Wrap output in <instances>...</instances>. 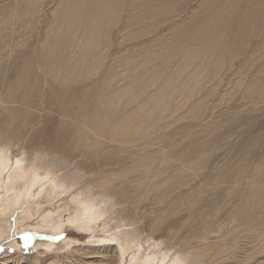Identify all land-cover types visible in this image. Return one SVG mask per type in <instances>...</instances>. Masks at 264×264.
I'll use <instances>...</instances> for the list:
<instances>
[{
  "label": "rangeland",
  "instance_id": "1",
  "mask_svg": "<svg viewBox=\"0 0 264 264\" xmlns=\"http://www.w3.org/2000/svg\"><path fill=\"white\" fill-rule=\"evenodd\" d=\"M78 1L0 0V219L8 221L0 227V264H190L197 253L198 261L214 256L206 264H264V0H125L114 25L101 21L98 48L87 62L94 13L92 0H84L82 13L72 18ZM132 13H142L140 22H133ZM117 92L121 97L115 98ZM140 101L154 108L135 119L137 132L116 135L115 123ZM91 116L95 124L86 129Z\"/></svg>",
  "mask_w": 264,
  "mask_h": 264
},
{
  "label": "bare ground",
  "instance_id": "2",
  "mask_svg": "<svg viewBox=\"0 0 264 264\" xmlns=\"http://www.w3.org/2000/svg\"><path fill=\"white\" fill-rule=\"evenodd\" d=\"M83 1H84V0H79V1H78L79 5L76 4V6H75V5L73 6V8H75V9H74L73 11L71 10L72 18H73L74 15L76 16V18H78V16H79L78 14H81V13H82V9L84 8V6H83ZM35 2H36V1H35ZM62 2H63V1H62ZM86 2H87V0H86ZM92 2H94V4H92ZM124 2H125V0H92V1H91V5H92V6H91V10H92V12L94 13V15H93L94 22H93V27H92V29H90L89 32L86 34V35L89 34V35H88L89 38H88L87 36L83 35V36H85V38H86V37L88 38V42H89L88 45L85 47V49L83 48V49L85 50V51H84V57H83L84 61H86L87 58H89V56H93V55H92V53H93V49H95V48L98 46V45H97L98 42L95 43V41H97L98 39H100L99 36L101 35V31H102V29H101V26H102V25L100 24L101 21L104 22V25H103V26H105L106 24L109 26V25H111L114 21L116 22V20H118V19L120 18L119 16H120V13H121L122 10H123ZM144 2H146V1H145V0H141V3H142V4H144ZM132 3H133V2H132ZM146 3H147V2H146ZM250 3H251V2H250ZM138 5H139V4H138ZM147 6H148V5H147ZM29 7H30V6H29ZM71 7H72V6H71ZM88 7H89V6H88ZM30 8H31V7H30ZM34 8H35V7H34ZM73 8H72V9H73ZM147 8H148V7H147ZM88 9H89V8H88ZM146 10H147V9H146ZM152 10H153V9H152ZM88 11H89V10H88ZM59 12H60V11H59ZM89 12H90V11H89ZM89 12H87V14H89ZM151 12H152V11H151ZM151 12H150V13H151ZM57 13H58V12H57ZM146 13H147V12H146ZM146 13H145V14H146ZM153 13H154V12H153ZM87 14H86V15H87ZM132 14H133V15H132V20H133V22H134V21H138V22H140L139 20H141L142 17H143L142 13H139V14H138V13H132ZM147 14H148V13H147ZM151 14H152V13H151ZM77 15H78V16H77ZM84 15H85V14H84ZM90 15H91V13H90ZM64 16H65V15H64ZM59 17H60V16H59ZM147 17H150V15L147 16ZM76 18H75V19H76ZM150 18H151V17H150ZM91 19H92V18H91ZM145 19H146V18H145ZM126 20H127V19H126ZM151 20H152V18H151ZM76 21H77V20H76ZM76 21H75V22H76ZM78 21H81V20H78ZM85 21H86V19H85ZM152 21H153V20H152ZM221 21H222V20H221ZM61 22H62V21H61ZM75 22H74V23H75ZM87 22H88V21H87ZM91 22H92V20H91ZM105 23H106V24H105ZM152 23H153V22H152ZM89 24H90V22H89ZM135 24H137V23H135ZM98 25H99V30H98V29H95V26H98ZM112 25H114V23H113ZM112 25H111V26H112ZM152 25H153V24H152ZM80 26H81V25H80ZM105 27H106V26H105ZM105 27H104V28H105ZM74 29H75V28H74ZM108 30H109V28H108ZM79 31L81 32V29H80ZM83 31H86V30H83ZM87 31H88V30H87ZM76 32H77V31H76ZM80 32H79V33H80ZM221 32H222V31H221ZM83 33H84V32H83ZM105 33H106V31H105ZM107 33H108V32H107ZM107 33H106V34H107ZM106 34H105V36L108 35V34H107V35H106ZM81 35H82V34H81ZM82 38H83V37H82ZM222 38H223V36H222ZM108 39H109V38H108ZM81 40H82V39H81ZM99 41H100V40H99ZM86 42H87V41H86ZM214 43H216V42H214ZM76 44H77V43H76ZM83 46H84V45H83ZM100 46H101V45H100ZM97 48H98V47H97ZM62 49H63V48H62ZM101 49H102V48H101ZM98 50H99V49H98ZM102 50H103V49H102ZM57 51H58V50H57ZM59 51H60V50H59ZM78 51H79V50H78ZM95 51H96V50H95ZM138 51H139V50H138ZM63 52H64V51H63ZM100 52H102V51L100 50ZM193 52H194V51H193ZM195 52H196V51H195ZM54 53H55V52H54ZM95 53H96V52H95ZM198 53H199V52H198ZM58 54H59V53H58ZM81 54H82V52H81ZM194 54H195V53H194ZM96 55H97V54H95V56H96ZM136 55H137V54H136ZM138 56H139V55H138ZM65 57H66V56H65ZM74 57H75V55H74ZM72 58H73V57H72ZM72 58H71V59H72ZM75 58H76V60H77L78 57H75ZM95 58H97V57H95ZM48 59H49V58H48ZM64 59H66V58H64ZM90 59H92V58H90ZM132 59H133V58H132ZM57 60H58V58H57ZM61 60H62V59H61ZM79 60L82 61L81 59H79ZM209 60H210V59H209ZM42 61H43V60H42ZM48 61H49V60H48ZM72 61H73V60H72ZM74 61H75V60H74ZM80 61H79V62H80ZM84 61H83V63H80V65H81V64L84 65V64L87 62V61H86V62H84ZM97 61H98V60H97ZM50 62H51V61H50ZM52 62H53V61H52ZM92 62H95L94 59H93ZM220 62H221V61H220ZM55 63H56V62H55ZM59 63H60V62H59ZM74 63H77V61L74 62ZM74 63H73V64H74ZM49 64H50V63H49ZM65 64H66V63H65ZM88 64H89V63H88ZM207 64H208V63H207ZM58 65H59V64H58ZM67 65H68V63H67ZM71 65H72V64H71ZM78 65H79V64H78ZM95 65H96V64L92 63V67H94ZM209 65H211V63H209ZM47 66H48V65H47ZM84 66H85V65H84ZM84 66H83V67H84ZM96 66H97V65H96ZM206 66H207V65H206ZM76 67H77V66H76ZM47 68H48V67H47ZM79 68H81V67H79ZM79 68H78V69H79ZM39 69H40V68H39ZM45 69H46V68H45ZM71 69H72V68H71ZM86 69H87V68H86ZM47 70H48V69H47ZM57 70H58V68H57ZM57 70H55V71H56V72H54L55 74L57 73ZM64 70H65V68H64ZM69 70H70V69H69ZM72 70H73V69H72ZM88 70H89V69H88ZM50 71H51V69H50ZM50 71H49V72H50ZM60 71L62 72V70H60ZM93 71H94V70H93ZM93 71H92V73L94 74ZM96 71H97V69H96ZM40 72H41V71H40ZM47 72H48V71H47ZM69 72H70V71H69ZM54 73H53V74H54ZM72 73H73V72H72ZM74 73H75V72H74ZM84 73H85V72H84ZM92 73L90 72L89 75L91 74V76H93ZM22 74H23V73H22ZM59 74H60V73H59ZM112 74H113V73H112ZM25 75H26V74H25ZM48 75H49V74H48ZM50 75H51V74H50ZM50 75H49V77H50ZM61 75H62V74H61ZM64 75H65V73H64ZM68 75H69V73H68ZM76 75H77V74H76ZM83 75H84V74H83ZM97 75H98V73H97ZM26 76H27V75H26ZM65 76H66V75H65ZM69 76H71V75H69ZM74 76H75V74H74ZM24 77H25V76H24ZM57 77H58V76H57ZM61 77H62V76H61ZM61 77H60V78H61ZM71 77H72V78H71L70 80H72L71 83L73 84V81H74V80H73V74H72ZM77 77H78V76H77ZM86 77H87V76H86ZM50 78H52V77H50ZM53 78H54V77H53ZM60 78H59V79H60ZM100 78H101V77H100ZM108 78H109V77H108ZM27 79H28V78H27ZM29 79H30V78H29ZM56 79H57V78H56ZM78 79H80V78H78ZM104 79H105V78H104ZM136 79H137V78H136ZM153 79H154V78H153ZM25 80H26V79H25ZM65 80H66V78H65ZM75 80L77 81V79H75ZM83 80H84V79H83ZM96 80H97V79H96ZM96 80H95V81H96ZM99 80H100V79H99ZM102 80H103V79H102ZM138 80H139V78H138ZM53 81H54V80H53ZM57 81H58V80H57ZM67 81H68V79H67ZM105 81H106V79H105ZM152 81H153V80H152ZM108 82H109V81H108ZM58 83H59V82H58ZM58 83H56V84H57V87H59ZM75 83H76V82H75ZM83 83H84V82H83ZM86 83H87V82H86ZM86 83H84V84H86ZM92 83H94V81H93ZM104 83H105V82H104ZM104 83L102 82V84H104ZM110 83H111V82H110ZM167 83H168V82H167ZM56 84H55V85H56ZM72 84H71V85H72ZM77 84H78V81H77ZM77 84H76V85H77ZM97 84H98V83H97ZM45 85H47V84H45ZM64 85H67V84H64ZM74 85H75V84H74ZM98 85H99V84H98ZM35 86H36V85H35ZM37 86H38V85H37ZM60 86H61V85H60ZM91 86H92V85H91ZM33 87H34V86H33ZM57 87H56V89H57ZM63 87H64V86H63ZM63 87H62V89H63ZM71 87H73V86H71ZM74 87H75V86H74ZM74 87H73V89H74ZM80 87H81V86H80ZM86 87H88V86H86ZM102 87H103V85H102ZM40 88H41V87H40ZM90 88H91V90H92V87H90ZM109 88H110V87H109ZM111 88H113V87H111ZM111 88H110V89H111ZM32 89H33V88H32ZM35 89L37 90V88H35ZM77 89H78V88H77ZM77 89H76V87H75V90H76V91H77ZM95 89H96V88H95ZM98 89H99V88H98ZM113 89H114V88H113ZM113 89H112V90H113ZM119 89H121V88H119ZM54 90H55V88H54ZM58 90H59V88H58ZM64 90H65V89H64ZM66 90H67V87H66ZM78 90H79V89H78ZM82 90H83V89H82ZM101 90H102V89H101ZM104 90H105V89H104ZM114 90H115V89H114ZM116 90H117V88H116ZM116 90H115V91H116ZM126 90H127V89H126ZM34 91H35V90H34ZM38 91H39V90H38ZM62 91H63V90H62ZM70 91H71V90H70ZM70 91H69V93H70ZM98 91H99V90H98ZM98 91H97V93H98ZM102 91H103V90H102ZM102 91H101V92H102ZM110 91H111V90H110ZM132 91H133V90H132ZM157 91H158V90H157ZM32 92H33V91H32ZM36 92H37V91H36ZM77 92H78V91H77ZM77 92H76V93H77ZM82 92H83V91H82ZM85 92H86V91H85ZM88 92H89V91H88ZM119 92H120V90H119ZM119 92L116 93V97H115V98H117V97L120 96V95L118 96V93H119ZM121 92H122L123 94H125V91L123 92V89L121 90ZM40 93H41V92H40ZM40 93H39V94H40ZM90 93H92V92L90 91ZM102 93H103V92H102ZM104 93H105V92H104ZM107 93H110V92H107ZM128 93H129V91H128ZM128 93H127V94H128ZM131 93L133 94V92H131ZM131 93H129V94H131ZM136 93H137V92H136ZM151 93H153V92H151ZM151 93H150V95H151ZM159 93H160V92H159ZM161 93H162V92H161ZM3 94H4V93H3ZM78 94H79V93H78ZM94 94H95V93H94ZM94 94H92V95H94ZM100 94H101V93L99 92V95H100ZM113 94H114V93H113ZM113 94H112V95H113ZM119 94H120V93H119ZM138 94H139V92H138ZM140 94H141V93H140ZM157 94H158V93H157ZM8 95H9V94H8ZM32 95H34V94H32ZM53 95H54V94H53ZM65 95H66V94H65ZM73 95H74V94H73ZM85 95H86V94H85ZM101 95H102V94H101ZM107 95H108V94H107ZM135 95H136V94H135ZM159 95H161V94H159ZM35 96H36V95H35ZM75 96H76V94L74 95V98H75ZM77 96H78V95H77ZM77 96H76V97H77ZM83 96H84V95H83ZM96 96H97V95H96ZM103 96H104V95H103ZM105 96H106V95H105ZM105 96H104V97H105ZM137 96H138V95H137ZM161 96H162V95H161ZM64 97H65V96H64ZM67 97H69V96L67 95L66 98H67ZM88 97H90V95H89ZM120 97H121V96H120ZM122 97H123V96H122ZM127 97H128V96H127ZM148 97H149V96H148ZM148 97H147L148 100H145V101H149V98H148ZM166 97H167V96H166ZM36 98H37V97H35V99H36ZM60 98H62V97H60ZM74 98H73V101H74ZM109 98H110V97H109ZM109 98H108V99H109ZM123 98L125 99L126 96L124 95ZM123 98H120V100H123ZM128 98H129V97H128ZM128 98H127V99H128ZM132 98H134V96H133ZM135 98H136V97H135ZM138 98H139V96H138ZM140 98H141V97H140ZM144 98H145V97H144ZM150 98H151V97H150ZM161 98H162V97H159V99H161ZM163 98H164V97H163ZM1 99H2V98H1ZM33 99H34V98H33ZM35 99H34V100H35ZM57 99H58V98H57ZM68 99H69V98H68ZM70 99H72V97H71ZM70 99H69V100H70ZM77 99H78V98H77ZM89 99H90V98H89ZM94 99H95V98H94ZM103 99H104V98H103ZM105 99H106V98H105ZM112 99H113V98H112ZM118 99H119V98H118ZM154 99L156 100V98H154ZM159 99H157V100H159ZM58 100H59V99H58ZM64 100H65V99H64ZM85 100H87V99H85ZM92 100H93V99H92ZM115 100H116V99H115ZM128 100H130V99H128ZM133 100H134V99H133ZM75 101H76V99H75ZM78 101H79V100H78ZM83 101H84V98H83ZM123 101H124V100H123ZM126 101H127V100H126ZM130 101H131V100H130ZM134 101H136V100H134ZM134 101H133V102H134ZM151 101H152V100H151ZM17 102H18V100H17ZM55 102H56V100H55ZM62 102H63V101H62ZM64 102H65V101H64ZM64 102H63V103H64ZM88 102H89V101H88ZM90 102H91V101H90ZM96 102H97V101H96ZM111 102H112V101H111ZM115 102H116V101H115ZM119 102H120V101H119ZM137 102H139V101L137 100ZM140 102H141V101H140ZM142 102H144L143 99H142ZM142 102L140 103V104H141L140 106H139V104H138V108L136 107V108H137L136 110H134V111L132 110L133 112H131L130 114L128 113L129 111H127V113H128L129 115L125 112V113L127 114V116H126V117L124 116L125 118H120V119L117 121V123H115L116 125L114 126V131L116 132V135L119 133V134H121L123 137H125V136H127V135H128V136L131 135L133 132H137L136 129H138V128H137L138 125L135 124V122H134L135 119L138 118L143 112H145V110H146V108H148V106H149L150 108H154V106L147 105V104L145 105V104H142ZM152 102H153V101H152ZM155 102H157V101H155ZM158 102H160V101H158ZM2 103H3V102H2ZM71 103H72V102H71ZM71 103L68 102V104H71ZM77 103H78V102H77ZM109 103H110V101H109ZM112 103H114V102H112ZM122 103H123V102H122ZM127 103H128V102H127ZM144 103H146V102H144ZM161 103H162V102H161ZM32 104H33V102H32ZM35 104H36V103H35ZM38 104H39V103H38ZM85 104H86V103H84V106H85ZM90 104H91V103H90ZM93 104H94V103H93ZM124 104H125V102H124ZM129 104L132 105V101H131V103H129ZM129 104H128V106H129ZM134 104H135V103H133V105H134ZM152 104H154V103H152ZM157 104H158V103H157ZM0 105H2V104H0ZM4 105H5V104H4ZM36 105H37V104H36ZM43 105H46V104H43ZM61 105H62V104H61ZM71 105H72V104H71ZM73 105L75 106V104H73ZM94 105H95V104H94ZM94 105H93V106H94ZM111 105H112V104H111ZM118 105H119V103H118ZM125 105H127V104H125ZM125 105H124V106H125ZM131 105H130V106H131ZM159 105H160V104H158L157 106H159ZM63 106H64V105H63ZM68 106H69V105H68ZM77 106H78V105H77ZM77 106H76V107H77ZM106 106H107V105H106ZM115 106H117V104H116ZM122 106H123V105H122ZM136 106H137V104H136ZM160 106H161V105H160ZM0 107H1V106H0ZM44 107H45V106H44ZM53 107H54V106H53ZM76 107H75V108H76ZM82 107H83V106H82ZM85 107H87V104H86ZM103 107H104V106H103ZM117 107H118V106H117ZM117 107H116V108H117ZM125 107H126V106H125ZM155 107H156V106H155ZM40 108H41V106H40ZM60 108H62V107H60ZM69 108H70V107H67L66 109H69ZM78 108H79V107H78ZM80 108H81V107H80ZM88 108H89V106H88ZM94 108H95V107H94ZM94 108H93V109H94ZM116 108H115V109H116ZM127 108H128V107H127ZM130 108H133V107H130ZM130 108H129V109H130ZM134 108H135V105H134ZM134 108H133V109H134ZM0 109H1V108H0ZM44 109H45V108H44ZM89 109H90V108H89ZM104 109H105V108H104ZM117 109H118V108H117ZM121 109H122V108H121ZM159 109H160V108H159ZM69 110H70V109H69ZM77 110H79V109H77ZM82 110H83V109H82ZM85 110H86V109H85ZM119 110H120V109H119ZM150 110H151V109H150ZM67 111H68V110H67ZM79 111H80V110H79ZM92 111H93L92 113H94V110H92ZM100 111H101V110H100ZM113 111H114V110H113ZM157 111H158V110H157ZM39 112H40V111H39ZM81 112H82V111H81ZM84 112H85V111H84ZM123 112H124V111H123ZM155 112H156V110H155ZM4 113H5V112H4ZM12 113H13V112H12ZM41 113H42V112H41ZM52 113H53V112H52ZM66 113H67V112H66ZM69 113H70V112H69ZM69 113H68V114H69ZM79 113H80V112H79ZM96 113H98V112H96ZM100 113H101V112H100ZM103 113H104V111H103ZM114 113H115V111H114ZM5 114H6V113H5ZM43 114H44V113H43ZM50 114H51V113H50ZM50 114H48V115H50ZM70 114H71V113H70ZM83 114H85V113H83ZM89 114H90V113H89ZM116 114H117V113H116ZM143 114H144V113H143ZM156 114H157V113H156ZM158 114H159V113H158ZM2 115H3V112H2ZM2 115H1V116H2ZM6 115H7V114H6ZM9 115H10V114H9ZM9 115H7V116H9ZM11 115H12V114H11ZM14 115H15V114H14ZM72 115H74V114H72ZM80 115H81V113H80ZM86 115H87V114H86ZM94 115H95V114H94ZM118 115H119V114H118ZM12 116H13V115H12ZM12 116H11V117H12ZM88 116H89V115H88ZM100 116L102 117V114H100ZM70 117L72 118V116H70ZM97 117L99 118V115H98ZM108 117H109V116H108ZM153 117H154V116H153ZM13 118H14V117H13ZM15 118H17V116H16ZM20 118H21V117H20ZM66 118H67V117H66ZM103 118H105V115H103L102 119H103ZM106 118H107V117H106ZM139 118H140V117H139ZM7 119H8V118H6V120H7ZM18 119H19V118H18ZM69 119H70V118H69ZM99 119H100V118H99ZM102 119H100V120H102ZM109 119H110V117H109L107 120L109 121ZM116 119H117V117H116ZM153 119H154V118H153ZM40 120H41V119H40ZM75 120H76V119H75ZM75 120H74V122H76ZM78 120H79V119H78ZM78 120H77V121H78ZM89 120H90V119H89ZM111 120H112V119H111ZM113 120H114V118H113ZM138 120H139V119H138ZM138 120H137V121H138ZM145 120H146V119H145ZM2 121H3V119H2ZM8 121H9V120H8ZM11 121H12V119H11ZM67 121H68V120H67ZM137 121H136V122H137ZM139 121H140V120H139ZM143 121H144V120H143ZM158 121H159V120H158ZM9 122H10V121H9ZM20 122H21V121H20ZM20 122H19V125H20ZM27 122H28V121H27ZM71 122H72V121H71ZM93 122H94V124H95V121H94V120L92 121V116H91V121H87V122H86V126H85V124H84V125H81V122H80L79 124H80L81 126H85L86 129H88V128L90 127V126H88V123H93ZM96 122H98V121H96ZM113 122H115V121H113ZM154 122H155V121H154ZM0 123H1V122H0ZM31 123H32V122H31ZM39 123H40V122H39ZM59 123H61V122H59ZM63 123H64V122H63ZM65 123H67V122H65ZM137 123H139V122H137ZM143 123H144V124H141L142 126L145 125V121H144ZM6 124H7V123H6ZM16 124H18V123H16ZM24 124H25V123H24ZM32 124H33V123H32ZM70 124H72V123H70ZM79 124H78V125H79ZM100 124H101V123H100ZM113 124H114V123H112V125H113ZM150 124H151V123H150ZM155 124H156V123H155ZM155 124H154V125H155ZM7 125H8V124H7ZM26 125H29V124L27 123ZM91 125H92V124H91ZM97 125H98V124H97ZM136 125H137V126H136ZM139 125H140V124H139ZM154 125H152V126H154ZM0 126H1V125H0ZM3 126H4V125H3ZM5 126H6V125H5ZM10 126H11V125H10ZM21 126H22V125H21ZM42 126H43V125H42ZM42 126H41V127H42ZM75 126H76V125H75ZM81 126H79V129H81V128H80ZM93 126H94V125H93ZM93 126H92V127H93ZM106 126H108V125H106ZM106 126H104V127H106ZM150 126H151V125H150ZM150 126H149V127H150ZM12 127H14V126H12ZM18 127H20V126H18ZM27 127L29 128V126H27ZM92 127H91V128H92ZM2 128H3V127H2ZM2 128H1V130H2ZM8 128H9V127H8ZM76 128H77V127H76ZM95 128H96V127H95ZM102 128H103V127H102ZM108 128H109V127H108ZM108 128H106V129H108ZM110 128H111V126H110ZM143 128H144V127H143ZM154 128H155V127H154ZM10 129L12 130V128H10ZM21 129H23V128H21ZM70 129H71V128H70ZM98 129H100V127H99ZM13 130H15V129H13ZM27 130H28V129H27ZM56 130H57V129H56ZM58 130H59V129H58ZM90 130H91V129H90ZM96 130H97V128H96ZM100 130H101V129H100ZM152 130H154V129H152ZM33 131H34V130H33ZM78 131H79V130H78ZM84 131H85V129H84ZM104 131H106V130L104 129ZM104 131H103V132H104ZM140 131H141V130H140V127H139V133H140ZM3 132H4V130H3ZM11 132H12V131H11ZM30 132H32V131H30ZM69 132H70V131H69ZM82 132H83V129H82ZM82 132L80 131V133H82ZM99 132H100V131H99ZM6 133H7V131H6ZM9 133H10V132H9ZM9 133H7L8 136H9ZM13 133H14V132H13ZM19 133H20V132H19ZM25 133H26V132H25ZM109 133H111V132L109 131ZM152 133H153V132H152ZM3 134H4V133H3ZM3 134H1L0 136L2 137ZM48 134H49V133H48ZM56 134H57V133H56ZM63 134H64V133H63ZM84 134H86V131L84 132ZM102 134H104V133H102ZM102 134H101V135H102ZM114 134H115V133H114ZM136 134H137V133H136ZM136 134H135V135H136ZM146 134H147V133H146ZM16 135H18V134H16ZM60 135H61V134H60ZM80 135H82V134H80ZM91 135H92V134H91ZM99 135H100V134H99ZM105 135H106V134H105ZM110 135H111V134H109V136H110ZM4 136H5V134H4ZM13 136H15V135H13ZM102 136H103V135H102ZM132 136H133V135H132ZM142 136H143V135H142ZM145 136H146V135H145ZM9 137H10V136H9ZM48 137H49V136H48ZM57 137H58V136H57ZM61 137H62V136H61ZM74 137H76V136H74ZM78 137H79V135H78ZM80 137H81V136H80ZM82 137H83V136H82ZM85 137H86V136H85ZM88 137H89V136H88ZM110 137H111V136H110ZM136 137H137V135H136ZM13 138H14V137H13ZM13 138H12V139H13ZM71 138H72V137H71ZM112 138H113V137H112ZM112 138H111V139H112ZM114 138H115V137H114ZM126 138H127V137H126ZM142 138H143V137H142ZM9 139H10V138H9ZM9 139H8V140H9ZM47 139H48V138H47ZM81 139H83V138H80V140H81ZM91 139H92V138H91ZM95 139H96V138H95ZM95 139H94V140H95ZM107 139H108V138H107ZM111 139H110V140H111ZM121 139H122V138H121ZM127 139H128V138H127ZM135 139H136V138H135ZM137 139H138V138H137ZM13 140H14V139H13ZM25 140H26V139H25ZM28 140H29V139H28ZM28 140H27V141H28ZM50 140H51V139H50ZM65 140H66V139H65ZM89 140H90V139H89ZM97 140H98V139H97ZM100 140H101V139H100ZM100 140H98V141L100 142ZM114 140H116V139H114ZM124 140H125V139H123L122 142H124ZM132 140H133V139H132ZM138 140H139V139H138ZM144 140H145V139H144ZM11 141H12V140H11ZM11 141H9V143H10ZM17 141H19V140H17ZM20 141H22V140H20ZM42 141H43V140H42ZM57 141H60V140L58 139ZM61 141H62V140H61ZM61 141H60V142H61ZM92 141H93V140H92ZM101 141H102V140H101ZM126 141H127V140H125V142H126ZM130 141H131V140H130ZM0 142L3 143L2 141H0ZM52 142H53V141H49V143H52ZM65 142H66V141H65ZM82 142H83V141H82ZM85 142H86V140H85ZM99 142H96V143H99ZM116 142H117V141H116ZM118 142H119V141H118ZM127 142H128V141H127ZM13 143H14V142H13ZM16 143H17V142H16ZM26 143H27V142H26ZM62 143H63V141H62ZM94 143H95V142H94ZM100 143H101V142H100ZM100 143H99V145L102 146V145H101L102 143H101V144H100ZM112 143L114 144V141H113ZM119 143H120V142H119ZM7 144H8V143H7ZM17 144H19V143H17ZM17 144H16V145H17ZM21 144H22V142H21ZM33 144H34V143H33ZM39 144H40V143H39ZM63 144H65V143H63ZM81 144L83 145L84 143H81ZM86 144H89V143H86ZM106 144H107V143H106ZM113 144H112V145H113ZM116 144H117V143H116ZM128 144H129V142H128ZM134 144H135V143H134ZM138 144H139V143H138ZM9 145H10V144H9ZM9 145H8V146H9ZM16 145H15V146H16ZM45 145H46V144H45ZM51 145H53V143H52ZM61 145H62V144H61ZM61 145H60V146H61ZM79 145H80V144H79ZM119 145H120V144H119ZM121 145H123V144L121 143ZM126 145H127V144H126ZM130 145H131V146H134V145H132V144H130ZM12 146H13L12 148L15 147L14 145H12ZM18 146H20V145H18ZM24 146H25V145H24ZM54 146H55V145H54ZM54 146H53V147H54ZM64 146H65V145H64ZM84 146H85V145H84ZM84 146H83V147H84ZM86 146H87V148H90L88 145H86ZM91 146H92V144H91ZM95 146H96V145H95ZM97 146H98V145H97ZM113 146H114V145H113ZM115 146H116V145H115ZM123 146H124V145H123ZM102 147H104V146H102ZM116 147H117V146H116ZM119 147H120V146H119ZM128 147H129V146H128ZM139 147H140V146H139ZM8 148H9V147H8ZM45 148H47V146H46ZM54 148H55V147H54ZM67 148H68V147H67ZM95 148H96V147H95ZM99 148H100V147H99ZM99 148H98V149H99ZM107 148H108V147H107ZM113 148H114V147H113ZM113 148L111 147V149H113ZM117 148H118V147H117ZM126 148H127V147H126ZM5 149H6V148H5ZM15 149H16V147H15ZM51 149H52V148H51ZM59 149H60V148H59ZM61 149H62V147H61ZM61 149H60V150H61ZM68 149H69V148H68ZM72 149H74V148H72ZM75 149H76V148H75ZM75 149H74V150H75ZM78 149H80V146H79ZM103 149H105V147H104ZM120 149H121V148H120ZM123 149H124V147H123ZM2 150H4V149H2ZM8 150H9V149H8ZM22 150H23V149H22ZM22 150H20V151H22ZM24 150H25V149H24ZM35 150H36V149H35ZM35 150H34V154H35ZM53 150H54V149H53ZM60 150H59V151H60ZM89 150H91V149H89ZM89 150H88V151H89ZM100 150H101V149H100ZM133 150H134V149H133ZM142 150H143V149H142ZM5 151H6V150H5ZM10 151H11V150H10ZM12 151H13V150H12ZM14 151H16V150H14ZM26 151H27V150H26ZM36 151H37V150H36ZM40 151H41V150H40ZM61 151H62V150H61ZM63 151H64V150H63ZM67 151H69V150H67ZM71 151H72V150H71ZM76 151H77V150H76ZM103 151H104V150H103ZM103 151H102V152H103ZM108 151H110V150H108ZM108 151H107V152H108ZM117 151H118V150H117ZM130 151H131V150H129V152H130ZM2 152H3V151H2ZM31 152H33V151L30 149V153H31ZM89 152H90V151H89ZM95 152H96V151H95ZM102 152H101V153L99 152V153H97V154L100 156V154H103L105 151H104L103 153H102ZM113 152H114V151H113ZM123 152H124V151H123ZM125 152L127 153V151H125ZM125 152H124V153H125ZM10 153H11V152H10ZM21 153H22V152H21ZM26 153H27V152H26ZM37 153H38V151H37ZM37 153H36V154H37ZM62 153H63V152H62ZM69 153H70V152H69ZM74 153H75V152H74ZM79 153H80V151H79ZM93 153H94V152H92V154H93ZM114 153H115V154H119V153H116V151H115ZM11 154H12V153H11ZM11 154H9V155H11ZM13 154H14V153H13ZM36 154H35V155H36ZM40 154H41V153H40ZM42 154H43V153H42ZM64 154L66 155V153H64ZM64 154H63V156H65ZM76 154H77V153H76ZM84 154H85V153H84ZM104 154H105V153H104ZM121 154H123V153H121ZM127 154L130 155V153H127ZM127 154H126V155H127ZM134 154H136V152H135ZM23 155H26L25 152H24ZM31 155H32V154H31ZM31 155L28 154V156H31ZM68 155H69V154H68ZM86 155H90V154L87 153ZM113 155H114V154H113ZM113 155L111 154L110 156H113ZM126 155L124 154V156H126ZM38 156H39V154H38ZM118 156H120V155H118ZM134 156H135V155H134ZM36 157H37V156H35V158H36ZM50 157H51V156H50ZM52 157H53V156H52ZM60 157H61V156H60ZM71 157H73V155H72ZM92 157H93V156H92ZM108 157H109V156H108ZM135 157H137V156H135ZM4 158L6 159L5 155H4ZM25 158H26V157H24V159H25ZM69 158H70V156H69ZM75 158H76V156H75ZM82 158H83V157H82ZM94 158H96V157H94ZM115 158H116V157H115ZM124 158H125V157H124ZM158 158H159V157H158ZM10 159L12 160L13 158H11V156H10ZM17 159H18V158H17ZM19 159H22V158H19ZM29 159L32 160L33 158H32V159L29 158ZM39 159H40V158H39ZM56 159H57V158H56V156H55V160H56ZM89 159H91V158L89 157ZM104 159H105V157H104ZM118 159H119V158H118ZM121 159H122V158H121ZM125 159H126V158H125ZM152 159H153V158H152ZM15 160H16V158H15ZM22 160H23V159H22ZM34 160H35V159H34ZM34 160H32V161H34ZM51 160H52V159H51ZM62 160H63V159H62ZM66 160H68V162H69L71 159H67V158H66ZM66 160H65V161H66ZM79 160H80V159H79ZM86 160L88 161V159H86ZM92 160H93V158H92ZM95 160H96V159H95ZM102 160H103V159H102ZM119 160H120V159H119ZM148 160H149V159H148ZM25 161H26V160H24V162H25ZM35 161H36V160H35ZM76 161H77V160H76ZM80 161H82V159H81ZM87 161H86V162H87ZM93 161H94V160H93ZM122 161H123V159H122ZM0 162H1V160H0ZM13 162H14V161H13ZM29 162H30V161H29ZM29 162H28V163H29ZM82 162H83V161H82ZM90 162H92V161L90 160ZM99 162H100V161H99ZM101 162H103V161H101ZM104 162H106V164H107V162H109V161L104 160ZM111 162H112V160H110L109 163H111ZM141 162L143 163V161H141ZM144 162H146V161H144ZM147 162H149V161H147ZM147 162H146V163H147ZM155 162H156V161H155ZM1 163H2V162H1ZM34 163H35V162H34ZM64 163H65V162H64ZM66 163H67V162H66ZM77 163H78V162H77ZM87 163H88V162H87ZM142 163H141V164H142ZM4 164H5V163H4ZM7 164H9V162H8ZM13 164H14V163H13ZM15 164H17V163H15ZM22 164H23V162H22ZM32 164H33V163H32ZM58 164H59V163H58ZM75 164H76V163H75ZM80 164H82V163H80ZM80 164H79V165H80ZM92 164H93V163H91V165H92ZM97 164H98V163H97ZM103 164H104V163H103ZM103 164H102V165H103ZM125 164H126V163H125ZM136 164H137V163H136ZM19 165H20V160H19ZM19 165H18V166H19ZM86 165H87V164H86ZM94 165H95V164H94ZM102 165H101V166H102ZM109 165H110V164H109ZM120 165H121V164H120ZM149 165H150V163H149ZM149 165H148V163H147V166H149ZM20 166H21V165H20ZM35 166H36V165H35ZM80 166H82V165H80ZM89 166H90V165H89ZM89 166H88V167H89ZM98 166H99V165H98ZM135 166H136V165H135ZM138 166H139V165H138ZM145 166H146V165H145ZM0 167H2V166L0 165ZM68 167H70V165H68ZM72 167H73V164H72ZM74 167H75V166H74ZM84 167H85V166H84ZM95 167H96V166H95ZM102 167H103V166H102ZM150 167H151V166H150ZM12 168H13V167H12ZM38 168H39V167H38ZM90 168H91V167H89V169H90ZM107 168H108V167H107ZM110 168H111V167H110ZM115 168H116V167H115ZM148 168H149V167H148ZM148 168H147V169H148ZM6 169H7V168H6ZM8 169H9V168H8ZM68 169H69V168H68ZM71 169H72V168H71ZM74 169H77V168H74ZM74 169H72V170L74 171ZM87 169H88V168H87ZM95 169H96V168H95ZM95 169H94V171H95ZM116 169H117V168H116ZM1 170H2V168H1ZM15 170L17 171V169H15ZM90 170H91V169H90ZM98 170H99V169H98ZM100 170H101V169H100ZM100 170H99V171H100ZM124 170H125V169H124ZM126 170H127V169H126ZM4 171H5V170H4ZM18 171H19V170H18ZM25 171H26V170H25ZM31 171H32V170H31ZM69 171H70V170H69ZM107 171H108V170H107ZM112 171H113V169H112ZM114 171H115V170H114ZM117 171H118V170H117ZM141 171H142V170H141ZM12 172H13V175H15V176H16V175L18 176V174H19V173L15 174L16 172L14 173L13 170H12ZM20 172H21V171H20ZM89 172H90V171H89ZM108 172H109V171H108ZM129 172H131V171H129ZM135 172H136V171H135ZM137 172H138V171H137ZM139 172H140V171H139ZM150 172H152V171H150ZM2 173H3V172H2ZM28 173H29V171H28ZM31 173H32V172H31ZM31 173H30V174H31ZM75 173H77V172L75 171ZM81 173H82V172H81ZM84 173H85V172H84ZM86 173H87V171H86ZM111 173H112V172H111ZM115 173H116V172H115ZM0 174H1V171H0ZM3 174H4V173H3ZM97 174H98V172H97ZM123 174H125V172H124ZM151 174H152V173H151ZM8 175H12V173H10V174H8ZM8 175H7V176H8ZM22 175H23V174H22ZM86 175H87V174H86ZM99 175H100V174H99ZM107 175H109V174H107ZM112 175H113V174H112ZM125 175L127 176V173H126ZM130 175H131V174H130ZM147 175H148V174H147ZM149 175H150V173H149ZM149 175H148V176H149ZM155 175H156V173H155ZM3 176H4V175H3ZM19 176H20V174H19ZM64 176H65V175H64ZM79 176H80V175H79ZM90 176H91V174H90ZM94 176H95V175H94ZM126 176H125V177H126ZM151 176H152V175H151ZM157 176H158V175H157ZM27 177H29V176H27ZM53 177H56V176H53ZM88 177H89V176H88ZM118 177H119V176H118ZM125 177H124V178H125ZM143 177H144V176H143ZM154 177H156V176H154ZM0 178H1V177H0ZM3 178H6V176H5V177H2V179H3ZM10 178H12V176H11ZM38 178H39V177H38ZM47 178H48V176H47ZM62 178H63V177H62ZM96 178H97V177H96ZM105 178H106V177H105ZM121 178H122V177H121ZM127 178H128V177H127ZM157 178H158V177H157ZM35 179H36V178H34V179L31 178L30 180L34 181ZM39 179H40V178H39ZM51 179H52V178H51ZM53 179H54V178H53ZM106 179H107V178H106ZM137 179H138V178H137ZM151 179H152V178H151ZM8 180H10V179H8ZM11 180H12V179H11ZM24 180H26V179H24ZM28 180H29V179H28ZM28 180H27V181H28ZM102 180H103V179H102ZM111 180H112V178H111ZM144 180L146 181V179H144ZM152 180H153V179H152ZM156 180H157V179H156ZM1 181H3V180H1ZM5 181H6V180H5ZM14 181H15V180H14ZM40 181H41V180H40ZM47 181H48V179H47ZM94 181H95V180H94ZM100 181H101V180H100ZM107 181H108V180H107ZM114 181H115V180H114ZM117 181H118V180H117ZM142 181H143V180H142ZM142 181L139 180L140 183H141ZM145 181H143V182H145ZM153 181H154V180H153ZM8 182H9V181H8ZM34 182H35V181H34ZM36 182H37V181H36ZM48 182L50 183V180H49ZM53 182H54V181H53ZM88 182H89V181H88ZM110 182H111V181H110ZM112 182H113V180H112ZM146 182H147V181H146ZM0 183H1V182H0ZM28 183H29V182H28ZM55 183H56V182H54V184H53V183H52V184L55 185ZM98 183H99V181H98ZM74 184H75V183H74ZM82 184H83V183H82ZM2 185H3V184H2ZM26 185H27V184H26ZM56 185H57V184H56ZM75 185H77V184H75ZM86 185H87V184H86ZM132 185H133V184H132ZM134 185H136V184H134ZM141 185H142V187H143V183H142ZM7 186H8V185H7ZM31 186H32V185H31ZM102 186H103V185H102ZM109 186H110V184L108 185V189H109ZM111 186H112V185H111ZM114 186H116V184H114ZM24 187H25V186H24ZM29 187H30V186H29ZM139 187H140V186H138L137 188H139ZM142 187H141V188H142ZM31 188H32V187H31ZM31 188H30V189H31ZM52 188H53V187H52ZM56 188H57V187H56ZM85 188H86V187H85ZM91 188H92V186H91ZM96 188H97V187H96ZM126 188H127V187H126ZM141 188H140V189H141ZM54 189H55V187H54ZM59 189H60V187H59ZM63 189H65V188L62 187V191H63ZM122 189H123V188H122ZM134 189H136V188H134ZM2 190H3V189H2ZM35 190H36V189H35ZM37 190H38V189H37ZM39 190H40V189H39ZM106 190H107V189H106ZM109 190H110V189H109ZM125 190H126V189H125ZM131 190H132V189H131ZM138 190H139V189H138ZM7 191H8V190H7ZM10 191H11V190H10ZM24 191L26 192V190H24ZM24 191H23L22 193H25ZM40 191H41V190H40ZM55 191H56V190H55ZM58 191H59V190H58ZM58 191H57V192H58ZM76 191H77V190H76ZM76 191H75V192H76ZM92 191H94L93 188H92ZM92 191H91V192H92ZM113 191H114V190H113ZM120 191H121V189H120ZM122 191H123V190H122ZM128 191H129V190H128ZM140 191H141V190H140ZM18 192H19V191H18ZM38 192H39V191H38ZM101 192H102V191H100V193H101ZM105 192H106V191H105ZM116 192H118V191L116 190ZM126 192H127V191H126ZM135 192H136V191H135ZM137 192H138V191H137ZM0 193H1V192H0ZM5 193H6V192H5ZM29 193H30V192H29ZM31 193H32V192H31ZM31 193H30V194H31ZM72 193H73V192H72ZM94 193H96V192H94ZM25 194H27V193H25ZM74 194H75V193H74ZM103 194H104V193H103ZM113 194H114V193H113ZM123 194H124V193H123ZM128 194H129V193H128ZM13 195H14V194H13ZM20 195H21V194H20ZM39 195H40V194H39ZM72 195H73V194H72ZM106 195H108V194H106ZM109 195H110V194H109ZM133 195H134V194H133ZM6 196H7V195H6ZM25 196H26V195H25ZM25 196H24V197H25ZM28 196H29V195H27V197H28ZM35 196H36V194H35ZM76 196H77V194H76ZM76 196H75V197H76ZM91 196H92V195H91ZM127 196H128V195H127ZM131 196H132V195H131ZM19 197H21V196H19ZM75 197H73V198H75ZM79 197H80V196H79ZM93 197H94V196H93ZM105 197H106V198H105ZM105 197H104V198L107 199V196H105ZM108 197H109V196H108ZM115 197H116V196H115ZM10 198L14 199L13 196H12V197L9 196L8 199H10ZM34 198H35V197H34ZM91 198H92V197H91ZM111 198H112V194H111ZM2 199H3V198H2ZM24 199H25V198H24ZM30 199H31V198H30ZM30 199H29V200H30ZM80 199H81V197H80ZM87 199H88V198H87ZM89 199H90V197H89ZM128 199H129V196H128ZM0 200H1V199H0ZM78 200H79V199H78ZM97 200H98V198H97ZM109 200H110V198H109ZM109 200H108V201H109ZM112 200H113V199H112ZM12 201H13V200H12ZM12 201H11V202H12ZM18 201H19V200L17 199V202H18ZM22 201H23V198H22ZM27 201H28V200H27ZM33 201H35V200H33ZM79 201H80V200H79ZM99 201H100V200H99ZM101 201H102V199H101ZM115 201H117V198H116ZM115 201H114V202H115ZM118 201H119V200H118ZM131 201H133V200H131ZM131 201H130V202H131ZM3 202H5V201H3ZM8 202H9V201H8ZM95 202H96V200H95ZM104 202H105V201H104ZM111 202H112V201H111ZM130 202H129V204H130ZM12 203H13V202H12ZM102 203H103V202H102ZM102 203H101V204H102ZM126 203H127V202H126ZM126 203H125V204H126ZM2 204H3V203H2ZM7 204H8V203H7ZM82 204H83V203H81V205H82ZM85 204H86V203H85ZM95 204H96V203H95ZM97 204H98V203H97ZM103 204H104V203H103ZM115 204H117V203H115ZM122 204H123V203H122ZM18 205H19V204H18ZM87 205H88V204H87ZM104 205H105V204H104ZM111 205H112V204H110L109 206H111ZM118 205H119V204H118ZM133 205H134V204H133ZM3 206H4V204H3ZM5 206H6V205H5ZM5 206H4V207H5ZM7 206H8V205H7ZM9 206H10V205H9ZM33 206H34V205H33ZM83 206H85V205H83ZM93 206H94V205H93ZM98 206H99V205H98ZM105 206H106V205H105ZM112 206H113V205H112ZM112 206H111V207H112ZM120 206H123V205H120ZM125 206H126V205H125ZM125 206H124V207H125ZM127 206H128V205H127ZM15 207H16V206H15ZM25 207H26V206H25ZM81 207H82V206H81ZM102 207H103V206H102ZM106 207H107V206H106ZM38 208H40V207H38ZM88 208H89V207H88ZM109 208H110V207H109ZM121 208H122V207H121ZM3 209H4V208H3ZM20 209H22V208H20ZM85 209H86V207H85ZM92 209H93V207H92ZM4 210H5V209H4ZM38 210H39V209H38ZM41 210H42V209H41ZM86 210H87V212H88L89 209H86ZM93 210H94V209H93ZM104 210H105V209H104ZM10 211H12V210H10ZM17 211H18V210H17ZM81 211H82V209H81ZM95 211H97V209H95ZM106 211H107V210H106ZM49 212H50V211H49ZM49 212H48V213H49ZM82 212H85L84 209H83ZM89 212H91V211H89ZM99 212H101V210L98 211V213H97L98 215H99ZM2 213H3V212H2ZM4 213H7V212H4ZM4 213H3V214H4ZM23 213H24V212H23ZM27 213H29V212H27ZM93 213L95 214L94 211L92 212V214H93ZM11 214H12V212H11ZM85 214H86V213H85ZM12 215H13V214H12ZM28 215H29V214H28ZM48 215H49V214H48ZM79 215H80V214H79ZM98 215H97V216H98ZM101 215H104V214H101ZM101 215H100V216H101ZM0 216H2V215H0ZM3 216H4V215H3ZM5 216H6V215H5ZM10 216H11V215H10ZM49 216H50V215H49ZM80 216H81V215H80ZM90 216H91V215H89V218H90ZM100 216H98V217H100ZM46 217H47V216H45V218H46ZM83 217H84V216H83ZM92 217H93V216H92ZM95 217H96V216H95ZM0 218H1V217H0ZM5 218H6V217H3V219H5ZM29 218H30V217H29ZM26 219H27V218H26ZM76 219H78V218L76 217ZM79 219H80V221H79ZM79 219L77 220V222H82V221H81L82 218H79ZM87 219H88V215H87ZM100 219H101V218H100ZM100 219L97 218V220H100ZM121 219H122V218H121ZM84 220H85V219H84ZM84 220H83V221H84ZM3 221H5V223L8 222L7 220H3ZM22 221H23V220H22ZM72 221H73V220H72ZM74 221L76 222V220H75V216H74ZM85 222H90V221H85ZM85 222H83V223H85ZM125 222H126V221H125ZM5 223H1V219H0V227H1V226L4 227L3 224H5ZM73 223H74V222H73ZM90 223H91V222H90ZM90 223H89V224H90ZM44 224H45V223H44ZM44 224H43V225H44ZM48 224H49V223H48ZM74 224H76V223H74ZM126 224H127V223H126ZM46 225H47V224H46ZM77 225H78L79 227H82V226H84V225H86V224H84V225L81 224L82 226H80V224H76V226H77ZM28 226H29V225H28ZM47 226H48V225H47ZM61 226L63 227L64 225L61 224ZM61 226H60L59 229H61ZM78 226H77V227H78ZM40 227H41V226H40ZM42 227H43V226H42ZM123 227H124V226H123ZM84 228H86V227H84ZM234 228H235V227H234ZM5 229H6V228H5ZM124 229H125V228H124ZM1 230H2V229H1ZM133 230H134V229H133ZM135 230H136V229H135ZM135 230H134V231H135ZM238 230H239V229H238ZM1 232H2V231H1ZM122 232H123V231H122ZM131 232H132V231H131ZM4 233H5V232H4ZM101 233H102V232H101ZM127 233H128V232H127ZM132 233H133V232H132ZM132 233H131V235H132ZM137 233H138V231H137ZM2 234H3V233H2ZM129 234H130V233H129ZM135 234H136V233H135ZM228 234H229V233H228ZM139 235H140V233L137 234V236H139ZM128 236H129V235H128ZM135 236H136V235H135ZM116 237H118V236H116ZM116 237H115V239H118V238H116ZM133 237H134V236H133ZM234 237H235V235H234ZM236 237H237V236H236ZM238 237H239V236H238ZM112 238H113V237H112ZM137 238H138V237H137ZM110 239H111V238H110ZM129 239H130V238H129ZM101 240H102V239H101ZM105 240H106V239H105ZM122 240H123V239H121V241H122ZM125 240H126V238H125ZM138 240H140V239H138ZM235 240H236V239H235ZM237 240H238V239H237ZM111 241H112V239H111ZM114 241L117 242V240H114ZM118 241H120V240L118 239ZM126 241H127V240H126ZM238 241H239V240H238ZM238 241H237V242L234 241V242L238 244ZM239 242H240V241H239ZM109 243H110V242H109ZM129 243H130V242H129ZM136 243H137V242H136ZM107 244H108V243H107ZM113 244L116 245L117 243H113ZM117 245H118V244H117ZM125 245H126V244H125ZM128 245H129V244H128ZM246 245H247V244H246ZM49 246H50V245H49ZM112 246H113V245H112ZM126 246H127V245H126ZM129 246H130V245H129ZM134 246H135V245H134ZM156 246H157V245H156ZM78 247H79V246H78ZM106 247H107V246H106ZM120 247H121V245H120ZM136 247H137V246H136ZM199 247H200V246H199ZM211 247H212V246H211ZM232 247H233V245H232ZM234 247H237V245L235 246V244H234ZM118 248H119V245H118ZM133 248H134V247H132V249H133ZM202 248H203V247H202ZM122 249H123V247H121V250H122ZM124 249H125V248H124ZM124 249H123V250H124ZM126 249H127V248H126ZM128 249H130V247H128ZM128 249H127V250H128ZM197 249H198V248H197ZM204 249H205V248H204ZM209 249H210V248H209ZM209 249H208V250H209ZM211 249H212V248H211ZM227 249H228V248H227ZM239 249H241V248H239ZM123 250H122V251H123ZM130 250H131V249H130ZM199 250H200L199 252H201L202 249L200 248ZM208 250L206 249V252H207ZM219 250H220V249H219ZM233 250H234V249H233ZM233 250H232V251H233ZM195 251H196V250H195ZM221 251H222V250H221ZM85 252H87V251H85ZM125 252H126V250H125ZM192 252H194V251H192ZM204 252H205V251H204ZM215 252H216V251H215ZM218 252H220V251H218ZM122 253H123V252H122ZM195 253H196V252H195ZM211 253H212V250H211ZM257 253H258V252H257ZM126 254H127V253H126ZM201 254L204 255V256H206V255L203 254V253H201ZM212 254H213V253H212ZM85 255H86V254H85ZM87 255H88V254H87ZM194 255H195V254H194ZM197 255L200 257V253H197ZM197 255H196V256H197ZM207 255H208L207 257L213 256V255H211L210 253H207ZM215 255H216V254H215ZM123 256H124V255H123ZM188 256H192V255H186V257H188ZM196 256H195V257H196ZM88 257H91V256H88ZM107 257H108V255H107ZM182 257H183V256H182ZM199 257H198V259H199ZM207 257H206V258H207ZM178 258H180V257H178ZM201 258H202V256H201ZM206 258H204V259L206 260ZM210 258H211V259L213 258L212 261L214 260V256H213V257H210ZM210 258H207V259L209 260ZM150 259H151V258H150ZM193 259H195L194 256H193ZM198 259H197V261H198ZM202 259H203V258H202ZM202 259H201V260H202ZM204 259L202 260V262L205 263ZM211 259H210V260H211ZM98 260H100V259H98ZM103 260H104V259H103ZM136 260H137V259H136ZM178 260H180V259H177V261L174 260V263H173V264H176V262H178ZM181 260H182V259H181ZM183 260H184V259H183ZM201 260L198 261V262H201ZM249 260H250V259H249ZM175 261H176V262H175ZM188 261H189V260H188ZM197 261L194 262V263H197ZM206 261H207V260H206ZM214 261H216V259H215ZM108 262H109V261H108ZM144 262H145V261H144ZM185 262H186V261H185ZM202 262H201V263H202ZM217 262H218V261H217ZM248 262H249V261H248ZM248 262H246V263L249 264ZM37 263H38V262H37ZM155 263H156V262H155ZM182 263H184V262H182ZM182 263H181V264H182ZM194 263H193V261H192V263H190V264H194ZM243 263H244V262H243ZM48 264H57V263H55L54 261H52V262H50V263H48ZM137 264H138V263H137ZM187 264H189V263H187ZM197 264H198V263H197ZM199 264H200V263H199ZM202 264H203V263H202ZM205 264H206V263H205ZM212 264H213V263H212Z\"/></svg>",
  "mask_w": 264,
  "mask_h": 264
}]
</instances>
